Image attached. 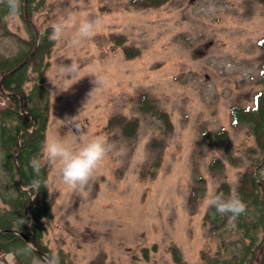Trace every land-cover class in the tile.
Instances as JSON below:
<instances>
[{
    "label": "rangeland",
    "instance_id": "rangeland-1",
    "mask_svg": "<svg viewBox=\"0 0 264 264\" xmlns=\"http://www.w3.org/2000/svg\"><path fill=\"white\" fill-rule=\"evenodd\" d=\"M46 1L53 19L43 22L35 14L37 25H53L67 14L76 20L98 17L101 23L78 45L72 43L74 29L55 41L45 82L50 92L45 141L59 138L79 148L76 129L68 124L73 120L84 136L105 138L112 150L78 190L60 183L58 168L43 153L48 186L56 192L45 241L54 252H67L74 264L99 254L111 264H177L172 245L185 263L202 264L201 252L210 256L222 237H236L232 227L211 232L202 217L205 200L220 183L234 190L254 146L246 128L232 123L230 106L251 105L262 87L256 42L264 35L263 0H169L149 8L131 0ZM7 25L27 37L18 14ZM123 44L139 54L127 58ZM16 48L13 38H0L2 55ZM73 61L79 75L65 77L62 66ZM95 76L106 78V86L96 89ZM141 94L167 114L169 128L139 108ZM118 114L136 120L132 136L108 126ZM205 131L225 136L214 144ZM260 174L264 177V167ZM197 177L203 179V196L191 205ZM6 258L12 263L11 255ZM32 264L43 262L34 257Z\"/></svg>",
    "mask_w": 264,
    "mask_h": 264
},
{
    "label": "trees",
    "instance_id": "trees-1",
    "mask_svg": "<svg viewBox=\"0 0 264 264\" xmlns=\"http://www.w3.org/2000/svg\"><path fill=\"white\" fill-rule=\"evenodd\" d=\"M168 1L130 2L137 8H149L159 7ZM35 14H42L45 18L43 22L53 19L51 6L46 0H21L18 15L25 24L27 37H20L8 28V8L0 4V38H13L17 47L15 52L8 55L0 53V264H32L34 257L45 264L35 250L26 251L24 235L33 237L48 256L58 255L60 264H74L67 252L62 249L54 252L45 241L56 197V192L49 189L48 166L43 159L50 108V92L45 82L55 41L50 38L52 25L35 24ZM120 38L114 42H121ZM256 45L260 49L258 82L262 87L255 91L251 105L230 106L232 123L246 128V134L252 138L254 146L249 149V161L240 173L234 190L231 191L227 182H222L215 192L223 193L226 199L238 196L246 204V211L231 218L230 214L220 215L214 208H206L202 217L204 226L214 233H224L232 227L236 237L227 241L222 237L210 256L201 252L202 264H264V177L260 174V169L264 167V35ZM122 50L127 58L139 54L138 48L126 44H123ZM139 103L141 110L156 114L170 127L167 114L159 110L146 94H141ZM108 126H120L124 134L132 136L137 122L118 114L109 118ZM204 135L216 144L224 138L225 132L211 135L205 131ZM34 158L42 164L39 177H35L30 167V161ZM215 162L220 164L218 160ZM33 179L41 181L38 192L29 187ZM196 182L188 197L191 205L197 204L203 196V179L197 177ZM230 223L233 225L230 226ZM169 250L177 264H187L175 245ZM7 255H11L12 263L7 260ZM86 264L111 263H107L104 255L99 254Z\"/></svg>",
    "mask_w": 264,
    "mask_h": 264
},
{
    "label": "clouds",
    "instance_id": "clouds-1",
    "mask_svg": "<svg viewBox=\"0 0 264 264\" xmlns=\"http://www.w3.org/2000/svg\"><path fill=\"white\" fill-rule=\"evenodd\" d=\"M0 4L8 8L9 15L6 19L15 18L21 7V0H0ZM100 23L101 20L98 17L91 18L86 14L85 18L80 20L73 19L70 14L63 15L60 21L52 25L50 38L53 41L61 40L68 30L74 29L76 36L72 43L78 45L82 41L91 39ZM62 74L65 77L75 78L79 75V66L74 61L70 65L62 66ZM94 83L97 89L106 86L108 81L106 78L96 77ZM68 124L76 129L74 136L80 143V147L73 148L70 143L57 138L44 142L43 153L46 155L47 163L58 168L60 183L70 189L78 190L83 189L94 177L112 150V146L102 137L88 139L80 132V125L73 120H69ZM30 167L35 177H39L42 168L41 161L36 158L32 159ZM29 187L38 192L41 188V181L33 179ZM205 204L208 208H214L220 215L230 214L231 218H236L246 211V204L238 196L226 199L223 193L210 195L205 200ZM32 250H34L33 246L27 242L26 251ZM44 260L45 264H60L59 256L56 254L46 256Z\"/></svg>",
    "mask_w": 264,
    "mask_h": 264
},
{
    "label": "water",
    "instance_id": "water-1",
    "mask_svg": "<svg viewBox=\"0 0 264 264\" xmlns=\"http://www.w3.org/2000/svg\"><path fill=\"white\" fill-rule=\"evenodd\" d=\"M25 16H26V19L27 20H29L28 19V16H27V14H25ZM27 59V57L19 64V66L20 65H22L24 62H25V60ZM27 242L28 241H31V244H32V246H33V249L44 259L46 256H48L47 254H45L44 252H43V250L39 247V245H38V243L36 242V240L33 238V237H29V236H22ZM261 251V250H260Z\"/></svg>",
    "mask_w": 264,
    "mask_h": 264
}]
</instances>
